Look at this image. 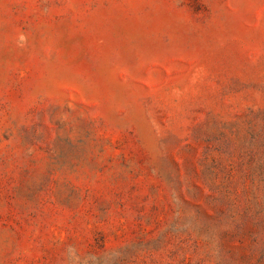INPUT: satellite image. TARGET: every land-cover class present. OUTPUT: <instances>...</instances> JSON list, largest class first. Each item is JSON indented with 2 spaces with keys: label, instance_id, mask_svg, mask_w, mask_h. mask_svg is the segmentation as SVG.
I'll return each instance as SVG.
<instances>
[{
  "label": "rangeland",
  "instance_id": "374dc122",
  "mask_svg": "<svg viewBox=\"0 0 264 264\" xmlns=\"http://www.w3.org/2000/svg\"><path fill=\"white\" fill-rule=\"evenodd\" d=\"M0 264H264V0H0Z\"/></svg>",
  "mask_w": 264,
  "mask_h": 264
}]
</instances>
